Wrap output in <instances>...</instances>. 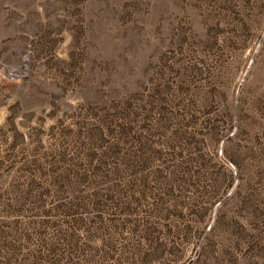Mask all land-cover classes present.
Segmentation results:
<instances>
[{
	"label": "rangeland",
	"instance_id": "374dc122",
	"mask_svg": "<svg viewBox=\"0 0 264 264\" xmlns=\"http://www.w3.org/2000/svg\"><path fill=\"white\" fill-rule=\"evenodd\" d=\"M0 264H264V0H0Z\"/></svg>",
	"mask_w": 264,
	"mask_h": 264
}]
</instances>
